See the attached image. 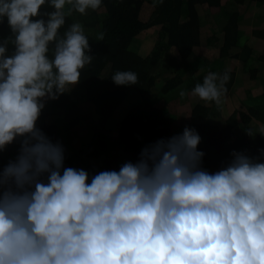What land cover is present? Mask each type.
Listing matches in <instances>:
<instances>
[{"label":"clouds","instance_id":"9594fccd","mask_svg":"<svg viewBox=\"0 0 264 264\" xmlns=\"http://www.w3.org/2000/svg\"><path fill=\"white\" fill-rule=\"evenodd\" d=\"M101 4L0 0V23L6 18L11 31L0 40V152L20 145L0 169V264H264L259 158L233 151L210 173L202 166L201 137L176 115L181 134L89 182L85 170L64 166L63 144L37 127L46 103L77 85L93 59L82 24L61 35L66 17ZM45 5L54 9L46 20L38 18ZM229 78L210 72L191 95L219 106ZM111 79L117 86L138 83L132 71Z\"/></svg>","mask_w":264,"mask_h":264},{"label":"trees","instance_id":"16d2710c","mask_svg":"<svg viewBox=\"0 0 264 264\" xmlns=\"http://www.w3.org/2000/svg\"><path fill=\"white\" fill-rule=\"evenodd\" d=\"M251 4L264 5V0H102L96 11L67 16L61 35L71 24H82L93 59L81 70L80 82L69 86L72 89L58 100H49L37 121L47 136L63 144L64 166L85 170L89 182L101 171H119L124 163L136 162L147 145L181 134V129H172L176 115L201 137L198 150L205 153L202 166L210 173L230 161L233 151L264 162V132L255 138L243 132L250 123H261L264 128V71L262 77L252 71L250 78L262 80V88L247 91L246 100L233 114H220L224 102L217 106L194 99L196 104L189 107L182 103L185 97H193L190 92L196 84L216 70L220 75L228 72L229 93L238 81L234 82L235 72L225 67L228 60L243 63L247 73L253 63H264V53H254L242 41L239 9L243 5L249 9ZM204 8L209 12L202 17L207 12ZM40 11L38 18L46 20L44 14L54 9L45 5ZM220 17L226 18L221 36L207 34L205 21L212 19L215 25ZM151 32L156 34L155 45L150 52H141L139 36ZM99 33L104 34L103 40L97 39ZM206 34V44L213 45L212 60L196 51ZM10 35L5 18L0 23V40ZM253 35L264 42V32ZM117 71L135 72L138 83L117 86L111 79ZM241 83L245 88L251 84ZM82 109L90 117L84 125ZM19 147L17 141L0 152V169L15 159Z\"/></svg>","mask_w":264,"mask_h":264},{"label":"rangeland","instance_id":"374dc122","mask_svg":"<svg viewBox=\"0 0 264 264\" xmlns=\"http://www.w3.org/2000/svg\"><path fill=\"white\" fill-rule=\"evenodd\" d=\"M202 10L207 11L208 9L204 8ZM239 11H240L241 15H243V18L240 21V30L243 33V35H242L243 37L250 38V37L254 36L253 32H255V31L258 33L264 32V5L257 6V5L251 4L249 9L247 7H245V5H243L241 7V9H239ZM208 12L209 11H207L206 13H203L202 17L207 16ZM225 19L226 18H223V17L218 18V21L215 25L213 24L212 19L209 21H205L204 26H205L206 33L208 34L211 32V35H212L213 32L214 33L216 32L218 35L221 36V33H222L221 29L223 28L224 22H226ZM212 27H215V29L211 30ZM153 34H154V32L153 33L151 32V33H147V35L143 34V35L139 36V40L142 42L141 47H140L141 52L148 51V50H149L148 52L151 51V49L155 45V41H156V34L155 35H153ZM207 34L203 37V45L200 46V48H197L196 51H198V53L205 54V55H203V57H209L210 60H212L214 58V56L211 53L213 50V45L206 44L207 41L205 40V38H206ZM227 62H230V61H226L225 65L228 64ZM237 71H240V70H237ZM214 73L220 74V70H216ZM233 79H234V82L238 81V83L240 84V82L242 80V76L240 75L238 78H233ZM158 83H159V81H157V84ZM190 95H191V92H190ZM238 95H239V98L241 100L246 99V96H247L246 88H243L240 92H238ZM81 112H82V115L80 118V120L82 121L81 123L83 125L87 124L88 121L90 120L89 119L90 117H88V113L84 109H82ZM178 120L179 119L176 118V120L174 121V123H173L174 126L172 127L173 130L178 129L180 126H183V123L180 120L179 121ZM212 120H213V117H212L211 121ZM60 122H62V121H60ZM113 124H114V120L112 121V125ZM252 124L253 123H250L249 129L253 130L254 125H252ZM115 132H116V130H114V134H115ZM243 132H245V135L247 134L246 133L247 131L245 129H243ZM254 132H255L254 136H250L248 134H247V136H249L250 138H255L260 132H262L259 125L255 128ZM72 143L76 144L77 142L72 140ZM80 145H81V143H80Z\"/></svg>","mask_w":264,"mask_h":264},{"label":"crops","instance_id":"0c3cea01","mask_svg":"<svg viewBox=\"0 0 264 264\" xmlns=\"http://www.w3.org/2000/svg\"><path fill=\"white\" fill-rule=\"evenodd\" d=\"M254 5H257V4H254ZM213 30L215 29V27H212ZM243 41V45L244 44H249V46L253 49L252 51L256 54H263L264 53V42H263V39H259L258 37H250V38H246V37H243L242 39ZM229 61V60H228ZM228 64L225 65V67H229L230 69H232L235 74L237 75L236 78H238L240 75L242 76V80H246V81H250L251 84H249L246 88V92L247 91H250L252 90V92H254L255 90H260L263 82L262 80L259 81V79H256L254 81H252V79L250 78V74L253 73L252 71H255L256 74L258 77H262V72L264 71V63H258V62H255L252 64V66H250V72H245L244 70V65L243 63H240V62H232L230 60V62H227ZM224 67V66H223ZM248 69V70H249ZM237 70H240V71H237ZM242 71V72H241ZM242 73V74H241ZM241 82L240 84L238 82L235 83L233 89L225 94L223 97V101L222 103L224 102V106L223 107H220V114H233L234 112H236V110L239 108V105L240 103L242 102V100L239 98V95H238V92H240L243 88V86H241ZM256 91V92H257ZM194 99H199L198 97H195L193 96L192 98L189 97V99L186 100V97H185V101H182L183 105L185 106H192L194 104H196L197 102L199 101H196V103L193 101ZM246 100V99H244ZM201 101V100H200ZM181 111V110H180ZM254 125V129L259 125L260 126V129L262 132H264V128H263V125L261 123H256V124H252ZM249 127V125H248Z\"/></svg>","mask_w":264,"mask_h":264}]
</instances>
